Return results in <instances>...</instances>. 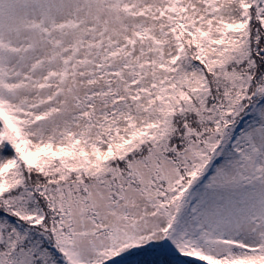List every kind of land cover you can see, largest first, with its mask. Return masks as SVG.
Returning a JSON list of instances; mask_svg holds the SVG:
<instances>
[{
    "label": "snow or ice",
    "instance_id": "6c2138e0",
    "mask_svg": "<svg viewBox=\"0 0 264 264\" xmlns=\"http://www.w3.org/2000/svg\"><path fill=\"white\" fill-rule=\"evenodd\" d=\"M0 264H264V0H0Z\"/></svg>",
    "mask_w": 264,
    "mask_h": 264
}]
</instances>
